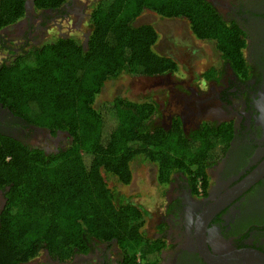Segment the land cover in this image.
<instances>
[{
  "label": "trees",
  "instance_id": "trees-1",
  "mask_svg": "<svg viewBox=\"0 0 264 264\" xmlns=\"http://www.w3.org/2000/svg\"><path fill=\"white\" fill-rule=\"evenodd\" d=\"M26 1L0 0V30L24 18ZM65 1L34 0L33 9L54 10ZM145 12L188 20L193 37L213 41L220 57L245 73L243 31L207 0H96L82 25L86 36L75 30L10 50L0 65V103L29 123L68 132L71 142L47 155L0 134V188H8L0 264H22L43 250L86 254L94 240H115L120 264H157L164 243L145 236L146 211L118 198L108 178L129 185L131 164L142 157L155 166L158 187L176 173L191 181L194 192L197 178L203 190L208 187L207 168L222 156L229 127L204 124L185 136L179 122L169 130L157 122L151 98L105 94L118 76H158L177 68L155 50V28L135 23Z\"/></svg>",
  "mask_w": 264,
  "mask_h": 264
},
{
  "label": "flooded vegetation",
  "instance_id": "flooded-vegetation-1",
  "mask_svg": "<svg viewBox=\"0 0 264 264\" xmlns=\"http://www.w3.org/2000/svg\"><path fill=\"white\" fill-rule=\"evenodd\" d=\"M94 1L66 0L54 10H28L19 22L0 30L1 49H5L8 57L10 50L17 53L25 47L29 49L42 43L45 38L51 40L49 32L53 30V35L67 37L68 33H57L62 23L56 20L65 22V27L70 24L79 29L86 23ZM207 1L224 20L243 31L245 73L223 60L213 41L200 40L206 41L207 46L212 44L215 52L214 57L211 55L205 59L207 62L202 67L197 66L199 69L195 73L191 63L188 70L189 60L186 70H181L185 75L171 83V79L176 77L173 75L178 72V59L163 53L177 63L174 72L133 76L150 80L146 86H149V92L135 97L127 96L128 90L122 92L131 100L149 97L155 101L160 113L157 122L166 130L171 129L173 122H179L185 136L200 130L204 124L226 126L231 131L222 156L207 168L209 184L206 189L198 185L201 179L197 178L194 192L191 181L176 173L163 186L167 187L163 200L151 204L154 210H148L149 225L146 227L144 224L143 232L145 236L164 243L157 264H208L200 255L197 242L202 239L200 217L210 207L213 212L210 214L208 211L207 215L211 218L203 230L210 252L226 255L229 249L245 248L264 252V175L241 193L228 195V201L223 205L213 204L264 161V0ZM166 19L167 22L185 20L187 36L193 41L198 40L191 34L188 20ZM13 39L16 42L13 41L10 46ZM4 58L0 60V65ZM0 134L47 155L64 150L71 142L68 132H52L49 128L29 123L1 103ZM174 177L177 178L176 183L173 182ZM6 191L7 188H0V214L6 206ZM150 219L155 221L152 227ZM97 243L102 251L96 250L94 254L99 256L93 259L90 249L88 253L78 255L84 257V261L78 264H120V248L115 240ZM57 260L60 261V258L57 257Z\"/></svg>",
  "mask_w": 264,
  "mask_h": 264
},
{
  "label": "rangeland",
  "instance_id": "rangeland-1",
  "mask_svg": "<svg viewBox=\"0 0 264 264\" xmlns=\"http://www.w3.org/2000/svg\"><path fill=\"white\" fill-rule=\"evenodd\" d=\"M56 22L62 23V27L60 30H57V33L59 31L62 33L76 34L75 32L77 30L81 32L82 30H85L84 27L76 29L70 24H67V27H65V22H62L59 19H57ZM135 23L152 25L159 35L155 50L162 54L164 53L166 55L176 56L178 59V72L173 75L176 77L171 79V83L179 78V76L182 77L185 75L181 70H186V64L189 60L190 62L188 64V70H190L192 65L194 67L195 73L196 69H199L197 66L202 67L207 62L205 59H208V57H211V55L214 57L215 49L212 47V44L207 46L206 41H193L187 36L188 25L185 20L167 22L166 18L159 17L152 12H145L135 20ZM9 32H11V29ZM49 33V35H53L55 30ZM86 34V32H82L81 37L86 36ZM48 39L49 38H45V40ZM13 41L14 39L11 40L10 46L12 45ZM186 44L192 45L187 46ZM5 56V49L0 48V60H2V57ZM198 56L200 58H198ZM148 83H150V80L146 79L145 77L138 78L129 75H121L114 79H110L108 81L107 87L104 88V91L108 97H112L115 94L128 90L129 94H127V96L135 97V95H144L149 92V86L146 87ZM103 100L105 99L102 97L99 102ZM131 168L133 170V177L129 185H122L116 180V177L114 176L108 178L109 180L107 181V184L111 189H113L115 194H117L118 198H123L132 202L133 204L140 205L141 208L146 211L144 219L145 225L148 227L149 219H147V212L148 210L151 212L154 210L151 204L158 203L159 201L163 200V196L165 195L164 192L167 187H158L157 181L155 179V166L143 161L142 157L136 158V160H134L131 164ZM176 181L177 178L174 177L173 182L176 183ZM49 201L52 202L53 198ZM150 222V226L152 227L155 221L150 219ZM91 245V255L94 259V257L99 256L95 255L94 252H96V250L100 252L102 251V248L95 241H93ZM57 257L61 258L60 261L57 260ZM83 261L84 257L78 255L73 256L71 252L67 253L64 249H59L53 253L47 252V254L46 251L43 250L37 258L25 264H78L79 262Z\"/></svg>",
  "mask_w": 264,
  "mask_h": 264
},
{
  "label": "water",
  "instance_id": "water-1",
  "mask_svg": "<svg viewBox=\"0 0 264 264\" xmlns=\"http://www.w3.org/2000/svg\"><path fill=\"white\" fill-rule=\"evenodd\" d=\"M33 1L27 0L25 2L26 11L33 9ZM84 40V46L86 45ZM264 175V161L258 165L253 172H251L246 178H244L239 184L229 190L224 196H222L218 201L213 203L215 206H221L225 201H228V195H237L253 184L255 181L260 179ZM210 214L213 212V208L210 207L208 210ZM208 211L205 210V213L200 217L202 239L197 242L200 249V255L203 257L204 261L208 264H264V252H261L252 248L245 249H229L226 255L215 254V252H210L207 243L206 237H204L203 230L205 224L210 220L211 215H207Z\"/></svg>",
  "mask_w": 264,
  "mask_h": 264
},
{
  "label": "clouds",
  "instance_id": "clouds-1",
  "mask_svg": "<svg viewBox=\"0 0 264 264\" xmlns=\"http://www.w3.org/2000/svg\"><path fill=\"white\" fill-rule=\"evenodd\" d=\"M8 189V188H7ZM91 249V248H90ZM45 251V250H44ZM49 253V252H48ZM71 254L74 256V255H81V254H78V253H72ZM61 259V258H60Z\"/></svg>",
  "mask_w": 264,
  "mask_h": 264
},
{
  "label": "built area",
  "instance_id": "built-area-1",
  "mask_svg": "<svg viewBox=\"0 0 264 264\" xmlns=\"http://www.w3.org/2000/svg\"><path fill=\"white\" fill-rule=\"evenodd\" d=\"M198 185H200V183Z\"/></svg>",
  "mask_w": 264,
  "mask_h": 264
}]
</instances>
